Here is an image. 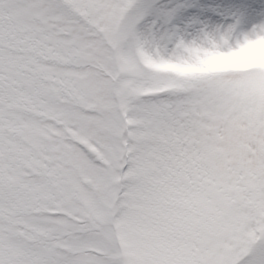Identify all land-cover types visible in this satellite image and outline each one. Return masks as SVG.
Masks as SVG:
<instances>
[{
    "label": "snow or ice",
    "instance_id": "snow-or-ice-1",
    "mask_svg": "<svg viewBox=\"0 0 264 264\" xmlns=\"http://www.w3.org/2000/svg\"><path fill=\"white\" fill-rule=\"evenodd\" d=\"M0 264H264V0H0Z\"/></svg>",
    "mask_w": 264,
    "mask_h": 264
}]
</instances>
